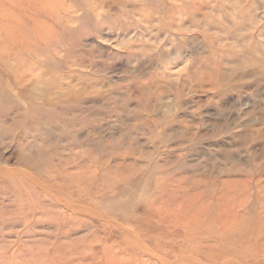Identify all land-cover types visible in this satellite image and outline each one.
Segmentation results:
<instances>
[{
    "label": "rangeland",
    "instance_id": "rangeland-1",
    "mask_svg": "<svg viewBox=\"0 0 264 264\" xmlns=\"http://www.w3.org/2000/svg\"><path fill=\"white\" fill-rule=\"evenodd\" d=\"M0 264H264V0H0Z\"/></svg>",
    "mask_w": 264,
    "mask_h": 264
},
{
    "label": "bare ground",
    "instance_id": "bare-ground-1",
    "mask_svg": "<svg viewBox=\"0 0 264 264\" xmlns=\"http://www.w3.org/2000/svg\"><path fill=\"white\" fill-rule=\"evenodd\" d=\"M29 110H30V109H29ZM68 110H69V109H68ZM72 110H73V109H72ZM29 113H30V112H29ZM33 119H34V118H32V121H33ZM34 120H36V119H34ZM39 151H40V150H39ZM43 153H44V152H43Z\"/></svg>",
    "mask_w": 264,
    "mask_h": 264
}]
</instances>
